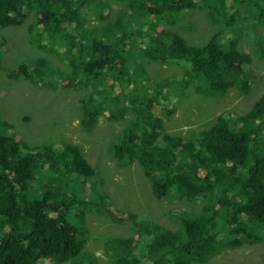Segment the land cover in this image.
Listing matches in <instances>:
<instances>
[{
  "label": "trees",
  "instance_id": "1",
  "mask_svg": "<svg viewBox=\"0 0 264 264\" xmlns=\"http://www.w3.org/2000/svg\"><path fill=\"white\" fill-rule=\"evenodd\" d=\"M187 1L0 0V31L23 26L34 13L36 19L27 23L36 37L32 43L52 48L69 67L41 54L5 71L6 76L32 84L39 80L56 91L79 90L77 113L86 133L122 123L119 134L115 127L106 132L113 138L108 156L120 168L139 164L151 178L154 197L178 209L167 211L177 220L176 230L139 219V235L105 236V255L118 264H206L226 248L264 245V93L243 115L222 113L196 135L166 134L165 145L155 141L158 131L164 133L161 117L176 112L174 86L191 83L193 73L201 77L205 97L250 89L253 58L240 44L252 23L264 24V0H233L236 11L224 18L223 30L201 46L186 42L176 29L158 31L159 24L173 25L185 9H201L208 1L215 13L228 12L227 0H190L186 6ZM247 6L256 10L237 16ZM234 27L232 37L224 34ZM260 30L264 33V26ZM254 45L264 60V37L256 33ZM5 48L0 34V55ZM177 62L192 65L181 80L151 75L152 64L161 69ZM21 118L26 124L31 119ZM22 129L20 122L0 118V264H97L98 256L85 254L94 236L87 212L115 215L113 203L98 189L101 177L90 161L95 151L83 152L64 138L46 142L39 130L41 141L32 142ZM184 206L198 210L188 213Z\"/></svg>",
  "mask_w": 264,
  "mask_h": 264
},
{
  "label": "rangeland",
  "instance_id": "2",
  "mask_svg": "<svg viewBox=\"0 0 264 264\" xmlns=\"http://www.w3.org/2000/svg\"><path fill=\"white\" fill-rule=\"evenodd\" d=\"M201 5L204 6L202 3ZM208 5H212V3L208 1ZM230 5L228 12L221 11L220 18H223V22L226 16L236 11L233 0H227L226 6L229 7ZM239 9L237 16L241 12L245 14L249 11H255V9L248 6L243 10L242 7ZM176 17L178 18L179 16ZM220 18L207 8L189 11L183 13L179 21L173 25L169 22L160 23L158 31L168 28L174 31L176 29L189 44L202 45L209 39L213 31L217 33L223 30L219 24L217 26L214 25L216 20L218 19L219 21ZM35 19L36 15L32 13L27 23ZM27 23L21 27H5L0 31L3 39L5 38L6 40V48L0 55V118L11 119L14 123L20 122L23 124V129L20 133L32 142L41 141V138L36 136V130H39L38 134L44 141L47 140L46 142L58 143L59 138H64L80 145L85 152L94 150L95 152L92 153V156L95 157V160L96 157L104 160L106 147L109 142L113 141V138H110L112 135L106 134L105 129L99 128L91 133H86V130H83L78 124L81 118L78 116V105L76 103L77 98L83 93L77 96V91L79 90L59 88L56 91L52 90L50 86L48 88L41 86L39 80L34 81V84H32L25 79L13 81L6 76L7 71L11 72L18 65L28 63L31 58L41 56V54H44V59H51L53 63H58L59 66H66L53 53L52 48L49 49L43 46L39 48L32 43L31 39L34 40L35 36H30L28 27H31V25ZM241 23H238L239 27L247 26V24L243 26V23ZM261 26H264V24L252 23L251 28L243 33L246 40H243L240 44V49L245 53H249L253 58V64L249 67L250 76L248 80L250 89L248 91H241L240 89L230 90L221 96L205 97L202 93H198L197 87H200V83L198 80H194L196 76L193 73L194 82L174 86V93L178 102L176 112L168 118L161 117L163 119L164 133L160 134V131L157 132L155 140L157 143L165 145L166 142L163 140V135L166 134L184 138L196 135L216 123L222 113L243 115L253 106L264 92V62L258 57L259 47L254 45L256 33L260 38L264 37V33L260 30ZM232 35L231 32H227L228 37ZM42 36H45V34ZM249 37H252L253 40H250ZM160 66L157 63L152 64L151 67L154 71L151 75H155V79H162V81L168 82L170 79L179 81L187 70H192V65L189 62L164 64L161 69ZM65 68L69 70L68 66ZM48 75L51 77V71ZM197 78L201 77L197 76ZM56 82L59 85L64 83L61 78ZM67 83L65 82V84ZM25 114L31 118L28 124L23 122L21 118ZM31 125L32 130L30 131ZM114 127L118 134L125 129L122 123L116 122V124L109 127L108 132ZM111 166H113L112 162ZM96 172L98 173V171ZM150 181L151 178L143 173L142 168L137 163L124 166L118 172L104 173L98 189L106 194L113 203L115 218L105 216L100 218L89 211L87 212V223H90L89 231L94 236L87 242L85 248L87 253L84 251L86 256H98L95 259L97 264H118L105 255L103 250L104 237L126 238L139 235L135 228V224L139 222V219L176 230L178 227L177 220L167 214V211L171 209H173L172 212L179 213L175 203L169 204L155 199L152 194ZM76 186L80 191L83 188L80 184H76ZM117 207L123 209L121 211L125 213L128 211L133 213L136 217L119 213L120 211H117ZM197 210L198 208L194 209L190 206L182 208V211L188 213ZM140 215L142 216L138 217ZM67 264L76 263L69 262ZM206 264H264V245L246 246L237 251H224Z\"/></svg>",
  "mask_w": 264,
  "mask_h": 264
},
{
  "label": "clouds",
  "instance_id": "3",
  "mask_svg": "<svg viewBox=\"0 0 264 264\" xmlns=\"http://www.w3.org/2000/svg\"><path fill=\"white\" fill-rule=\"evenodd\" d=\"M194 2H198L197 0H195ZM233 4H234V1H233ZM186 6H190V0H188L187 1V3L185 4ZM207 5L208 4H204V6H203V8H201V10L202 9H205V8H207V9H209L211 12H214L210 7H207ZM210 6V5H209ZM231 7V5L229 6V7H227L226 6V8L228 9V8H230ZM244 8H246V7H242V10L244 9ZM196 10H200V8L199 9H196ZM256 10V9H255ZM190 11V9H185L184 11H183V13H185V12H189ZM193 11H195V10H193ZM182 13V14H183ZM215 13V12H214ZM241 13H244V12H241ZM216 14H217V16L220 18V16H221V13L220 12H216ZM223 17H225V16H223ZM220 21L221 22H218V19L216 20V23L214 24L215 26H217L218 24L221 26L220 28H224L225 27V24H223V18H221L220 19ZM147 26L150 28V24H147ZM214 26V27H215ZM227 32H231V35L233 34L234 35V33L235 32H237V28L236 27H234L233 28V30H231V31H225V35H227ZM215 34V32L213 31L211 34H210V36H209V39H210V37L212 36V35H214ZM232 35V36H233ZM231 36V37H232ZM183 38V37H182ZM184 39V38H183ZM209 39H207L206 40V42L209 40ZM185 40V39H184ZM186 42H187V40H185ZM205 42V43H206ZM192 45V44H191ZM202 45H204V44H202ZM195 46H201V45H195ZM263 62H264V60L263 59H261ZM157 71V70H156ZM189 71H191V70H189ZM152 76H155V75H152ZM170 80H172V79H170ZM194 80H198V78L197 77H195L194 78ZM194 80H192V82H194ZM191 82V83H192ZM198 82L199 83H201L200 82V80H198ZM199 88L200 87H197V90L199 91L198 93H202V92H200V90H199ZM231 90H234V89H231ZM230 91V90H229ZM264 93V92H263ZM221 116V115H220ZM79 124V123H78ZM114 124H116V122H114ZM113 124V125H114ZM106 127V132H108V129H109V127H110V125H106L105 126ZM75 144V143H74ZM78 145V144H77ZM80 146V145H79ZM81 147V146H80ZM83 150V149H82ZM83 152H85L84 150H83ZM95 157H90V161H93V167L95 168V170H97L98 171V173H97V175H99L101 178L104 176V173L105 172H118L121 168L119 167V165H117L116 163H115V161L113 160V158H111L110 156H108V151L106 152V157H105V159L104 160H100L98 157H96V160L94 159ZM111 162L113 163V166H111ZM141 167V166H140ZM143 170V169H142ZM150 183H151V189H152V182L150 181ZM101 192V191H100ZM153 194V193H152ZM153 197H154V195H153ZM155 198V197H154ZM155 199H157L158 200V198H155ZM159 201H161V200H159ZM113 206V205H112ZM257 245H259V246H262V244H256V245H244L243 247H240V248H237V249H232V248H226V249H224V250H222L221 252H219V253H217V254H215L214 255V257H212V258H210L209 259V261L207 262V263H209L210 261H212V260H214L219 254H222L224 251H228V250H234V251H237V250H241V248H245L246 246H257Z\"/></svg>",
  "mask_w": 264,
  "mask_h": 264
}]
</instances>
